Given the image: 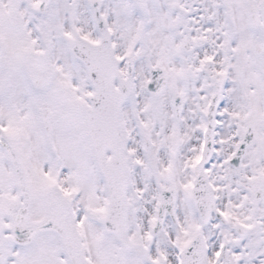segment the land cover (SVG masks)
Wrapping results in <instances>:
<instances>
[{
  "label": "snow or ice",
  "instance_id": "snow-or-ice-1",
  "mask_svg": "<svg viewBox=\"0 0 264 264\" xmlns=\"http://www.w3.org/2000/svg\"><path fill=\"white\" fill-rule=\"evenodd\" d=\"M0 264H264V0H0Z\"/></svg>",
  "mask_w": 264,
  "mask_h": 264
}]
</instances>
